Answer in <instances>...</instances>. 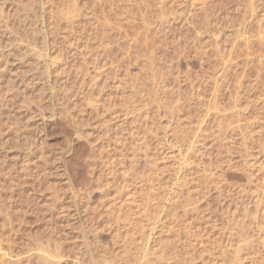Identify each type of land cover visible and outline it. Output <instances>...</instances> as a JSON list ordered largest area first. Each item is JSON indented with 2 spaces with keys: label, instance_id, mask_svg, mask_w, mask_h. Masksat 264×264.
Segmentation results:
<instances>
[{
  "label": "rangeland",
  "instance_id": "374dc122",
  "mask_svg": "<svg viewBox=\"0 0 264 264\" xmlns=\"http://www.w3.org/2000/svg\"><path fill=\"white\" fill-rule=\"evenodd\" d=\"M203 1L0 0V264H105V257L120 264H232L240 238L230 225L238 221L255 230L253 242L242 245L243 264H262L264 222L253 219L264 210V43L256 33L264 0H218L222 7L211 15ZM183 35L199 41L190 38L179 52ZM98 41L112 50L97 49ZM221 47L226 55L237 47L241 56L209 110L213 136L204 155L189 146L191 129L206 114L193 102V86L209 85L206 65L217 62ZM187 67L191 81L182 76ZM241 76L246 91L234 103ZM176 95L191 108L176 112L181 119L169 112ZM199 156L212 163L213 183L197 195L201 215H186L172 202L181 194L195 203ZM163 247V260L150 262Z\"/></svg>",
  "mask_w": 264,
  "mask_h": 264
},
{
  "label": "bare ground",
  "instance_id": "6f19581e",
  "mask_svg": "<svg viewBox=\"0 0 264 264\" xmlns=\"http://www.w3.org/2000/svg\"><path fill=\"white\" fill-rule=\"evenodd\" d=\"M164 1V0H163ZM218 0H204L203 1V4L204 5H201V6H203L202 7V9L204 10L205 9V11L209 14V12L211 11V10H218L219 8V4H221V3H219V4H217L218 2H217ZM220 1V0H219ZM159 3V2H158ZM167 3V2H166ZM202 3V2H201ZM222 3H224L223 1H222ZM162 5V4H161ZM163 7H164V5H162ZM221 7H222V4H221ZM220 7V8H221ZM162 8V7H161ZM164 9V8H163ZM224 9V8H223ZM167 10V9H166ZM227 10V9H226ZM162 11H164V10H162ZM212 11V12H213ZM92 12V11H91ZM205 12V13H206ZM211 12V13H212ZM216 12V11H215ZM95 13V12H94ZM168 13V12H167ZM204 13V14H205ZM206 13V14H207ZM219 13V12H218ZM205 14V15H206ZM217 14V13H216ZM92 15V14H91ZM205 15H204V18H205ZM209 15H211V14H209ZM209 15H207V18H205V20L207 21V20H209L210 18H209ZM215 15V14H214ZM262 15H264V14H262ZM261 15V16H262ZM127 16V15H126ZM192 16V15H191ZM228 17V16H227ZM203 18V17H202ZM262 18V17H261ZM120 20V19H119ZM199 20V19H198ZM258 20H260V19H258ZM264 20V16H263V18L260 20L261 22ZM118 21V20H117ZM191 21V20H190ZM205 21V22H206ZM209 21H211V20H209ZM209 21H207V25H206V27L209 25L208 23H209ZM73 22V21H72ZM198 22V21H197ZM264 22V21H263ZM263 22L260 24V31L259 32H257L256 31V33H258L257 35L260 37V39H261V41L264 43V31H262L261 30V28H262V26L264 25L263 24ZM200 23H202V22H200ZM212 23V22H211ZM105 24V23H104ZM119 25V24H118ZM200 25V24H199ZM198 25V26H199ZM93 27V26H92ZM210 27L208 26V29H209ZM264 28V27H263ZM102 29V28H101ZM106 29H108V28H106ZM112 29V28H111ZM100 30V29H99ZM120 30V29H119ZM190 30V29H189ZM211 30V29H210ZM259 30V29H258ZM264 30V29H263ZM79 31V30H78ZM115 31H117L116 30V28H115ZM84 32V31H83ZM99 32H101V30L99 31ZM188 32V31H187ZM82 33V32H81ZM92 33V32H91ZM100 34V33H98V32H95V34ZM109 33V32H108ZM80 34V33H79ZM94 34V35H95ZM191 34V33H190ZM195 34V33H194ZM81 35V34H80ZM83 35V34H82ZM109 35V34H108ZM192 35V34H191ZM190 35V38H192V40H193V42L195 43V42H197L198 43V41H199V37L198 36H191ZM197 35V34H196ZM99 36V35H98ZM101 36V35H100ZM100 36L98 37L99 39V41L101 40L100 39ZM152 36V35H151ZM184 37H183V41L185 42V44H184V46H183V48H181L182 49V51H179V52H185L186 51V49H184V47H188L189 45V43L188 42H190V38H189V35H183ZM230 36V35H229ZM97 36H95L94 37V39L96 38ZM182 37V36H181ZM101 38H102V40L104 39L103 38V36H101ZM107 38V37H106ZM153 38H155V37H153ZM179 38V37H178ZM216 38V37H215ZM85 39V38H84ZM108 39V38H107ZM150 39V38H149ZM152 39V38H151ZM181 39V38H180ZM182 40V39H181ZM197 40V41H196ZM212 40V39H211ZM235 40V39H234ZM98 41V42H99ZM135 41H136V39H135ZM182 41V42H183ZM216 40H214V42H215ZM218 41V40H217ZM233 41V40H232ZM231 41V42H232ZM76 42V41H75ZM148 42V41H147ZM152 42V41H151ZM213 42V43H214ZM84 43V42H83ZM95 43V42H94ZM110 43V42H109ZM111 43H113V41L111 42ZM110 43V44H111ZM132 43V42H131ZM142 43V42H141ZM218 43V42H217ZM238 43V42H237ZM120 44V43H119ZM179 44V43H178ZM86 45V44H85ZM98 45H100V47L101 48H103V50H107L108 48V45H107V47H104L103 45H102V42H99V43H97V49H98ZM102 45V46H101ZM131 45H133V44H131ZM200 45V44H199ZM203 45V44H202ZM213 45V44H212ZM215 45V44H214ZM229 45V44H228ZM233 45H234V43H233ZM232 45V46H233ZM106 46V45H105ZM111 46V45H110ZM181 46V45H180ZM209 46V45H208ZM236 46V45H235ZM238 46V45H237ZM83 47V46H82ZM95 47V46H94ZM99 47V48H100ZM133 47V46H132ZM141 47V46H140ZM148 47V46H147ZM198 47V46H197ZM100 48V49H101ZM179 48V47H178ZM224 47H221V51H219V54H218V58H217V62L215 63H213V61H211L210 62V65H206V67L208 66V68H206L204 65H202L204 68H206L207 70H206V72H205V74H208V76L206 75V78L210 81L209 82V85H210V87L209 88H207V87H202V88H200V87H198V88H196V87H194L193 86V89H197L196 91H195V97H194V101L193 102H195L196 103V105L198 104V105H200V106H196L195 104V106L196 107H201V106H204L205 105V115H202V117H201V115H200V113H199V116L201 117V119H200V121H199V126H197V127H195L196 128V130H195V128L192 130L191 129V131H193V140L190 142V144H189V146H191V147H194L195 148V152H200L201 154H204V152L202 153V151L201 150H203V148H207V147H209V145H211V144H207V142L205 141L206 140V138H208L209 137V133H210V135H212L211 134V132L212 131H210V132H208V130H207V128H206V126H208L207 125V122L209 121V119L210 118H212V116H214V115H212V114H210L209 112V110H211V109H213L214 107H216V105L219 103L218 102V100H219V98H221L220 96H221V94H223L222 93V91H223V89H224V84L226 85V83H225V81H226V77H227V75H229V73L232 71V66L234 65V63H232L233 61V58L234 59H236V58H238L239 56H241V55H238V53H237V47H235V48H232V49H230L229 51H228V55H226V54H224L225 53V51L223 52V49ZM228 48V47H227ZM250 48V47H249ZM90 49V48H89ZM110 49H111V47H110ZM110 49H108L107 51L108 52H110L109 50ZM180 49V50H181ZM203 49V48H202ZM216 48H214V50H215ZM226 49V48H225ZM93 50V49H92ZM95 50V49H94ZM112 50V49H111ZM217 50V49H216ZM238 50H239V47H238ZM147 51V50H146ZM95 52V51H94ZM96 52H98V51H96ZM148 52V51H147ZM215 52V51H214ZM260 52V51H259ZM129 53V52H128ZM151 53V52H150ZM200 53V52H199ZM217 53V52H216ZM248 53V52H247ZM90 54V53H89ZM100 54V53H99ZM242 54V53H241ZM245 55H246V53H244ZM249 54V53H248ZM95 55L97 56L98 54H96L95 53ZM128 55V54H127ZM126 55V56H127ZM149 56H150V61H154V56H151L150 54H148ZM154 55V54H153ZM217 55V54H216ZM96 56H94V58L96 57ZM128 56H130V55H128ZM206 56V55H205ZM146 57H147V55H146ZM246 57H248L247 55H246ZM250 57V56H249ZM248 57V58H249ZM92 58V57H91ZM128 58V57H127ZM148 58V57H147ZM188 58V57H187ZM136 59V58H135ZM148 59V60H149ZM95 60V59H94ZM99 60V59H98ZM98 60H96V63H97V61ZM128 60V59H127ZM147 59H146V62L148 61ZM156 60V59H155ZM194 60V59H193ZM207 60H208V58H207ZM135 61V60H134ZM206 61V60H205ZM133 62V61H132ZM149 62V61H148ZM155 62V61H154ZM153 62V63H154ZM206 62H209V61H206ZM131 63V62H130ZM150 63V62H149ZM148 63V64H149ZM189 63V62H188ZM200 63V62H199ZM203 63V62H202ZM259 63V62H258ZM95 64V63H94ZM152 64V63H151ZM190 64L193 66V65H197L196 64V62L195 61H191L190 60ZM189 64V65H190ZM208 64V63H207ZM233 64V65H232ZM250 64V63H249ZM261 64V63H260ZM259 64V65H260ZM98 65V64H97ZM153 65V67H155L154 66V64H152ZM236 65V64H235ZM241 65V64H240ZM99 66V65H98ZM150 67H151V65H149ZM105 67V66H104ZM152 67V68H153ZM157 67V66H156ZM195 67V66H194ZM248 67V66H247ZM256 67V66H255ZM259 67V66H258ZM258 67H257V69H258ZM99 68V67H98ZM149 68V67H148ZM158 68V67H157ZM161 68V67H160ZM192 68L193 67H187V69L185 70V72H184V75H182V76H184L185 77V79H187V80H192V79H190V78H193L192 76H195V73L193 72V70H192ZM238 68V67H237ZM263 68V67H262ZM256 69V68H255ZM260 69V68H259ZM258 69V70H259ZM146 70V69H145ZM150 70V69H149ZM175 70V69H174ZM184 70V69H183ZM204 70V69H203ZM157 71V70H156ZM160 71V70H159ZM159 71H157V72H159ZM243 71V70H242ZM257 71V70H256ZM150 72V71H149ZM153 72H155V70L153 69ZM153 72H152V74H153ZM157 72H155V73H157ZM196 72H197V69H196ZM198 72H200L199 70H198ZM202 72V71H201ZM204 72V71H203ZM259 72H260V70H259ZM141 73V72H140ZM154 73V74H155ZM161 73V72H160ZM162 73H164V72H162ZM242 74H244V73H242ZM246 74V73H245ZM162 75V74H161ZM248 75V74H247ZM260 74H258V76H259ZM158 77L160 76V74L159 75H157ZM197 76H198V74H197ZM201 76V75H200ZM245 76V75H244ZM243 76V77H244ZM156 77V74H155V76H154V78ZM161 77V76H160ZM159 77V78H160ZM140 78V77H139ZM157 78V77H156ZM175 78V77H174ZM228 78V77H227ZM180 79H182V78H180ZM194 79V78H193ZM243 78H242V76H241V79H239L238 80V82H237V80H236V82H237V91H236V96H234L235 97V102L234 103H239V101H240V99H241V97L242 96H244V92L243 91H246V89L244 90L243 89V82H244V80H242ZM156 80H158V78L157 79H155V82H156ZM184 80V79H183ZM194 81V80H193ZM207 81V80H206ZM227 81H228V79H227ZM183 82V81H182ZM195 82H196V80H195ZM154 83V82H153ZM158 83V82H157ZM157 83H156V85H157ZM257 83V82H256ZM246 84V83H245ZM244 84V85H245ZM165 86H166V84H164ZM235 85V86H236ZM163 86V85H162ZM164 86V87H165ZM172 86V85H171ZM226 87H227V85H226ZM232 87V86H231ZM135 88V87H134ZM146 88V87H145ZM151 88V87H150ZM166 88H167V86H166ZM166 88H163V91H164V93L166 94ZM139 89V88H138ZM137 89V91H139ZM142 89V88H141ZM191 89V88H190ZM146 90V89H145ZM149 90V89H148ZM151 90V89H150ZM149 90V91H150ZM158 90V89H157ZM208 90H210L209 92H211L210 93V96H209V98H207V100H205L206 98V96H205V94H203V93H205L206 91H208ZM225 90V89H224ZM231 90H233V89H231ZM235 90H236V87H235ZM134 91V90H133ZM147 91V90H146ZM154 92H155V90H153ZM153 91H152V94H153ZM175 91V90H174ZM248 91V90H247ZM136 92V91H135ZM157 92H159V91H157ZM169 92V91H168ZM170 92H172V90H170ZM177 92V91H176ZM176 92H173L174 94H178V93H176ZM150 94H151V91L149 92ZM156 93V92H155ZM154 93V94H155ZM180 93V92H179ZM182 93V92H181ZM131 94V93H130ZM137 94H138V92H137ZM149 94V95H150ZM171 94V93H170ZM183 94V93H182ZM235 94V93H234ZM246 94H247V92H246ZM133 95V94H132ZM135 95H136V93H135ZM139 95H140V92H139ZM145 95V94H144ZM149 95H148V97H149ZM157 95V94H156ZM164 95V94H163ZM171 95H173V94H171ZM179 95V94H178ZM178 95H176V98H174V99H176V100H174L173 99V97H175L174 95H173V97H172V99L174 100V101H172V102H174L173 103V106H171L172 104H169L170 106H171V110L169 111V112H171V114L173 113L174 115L176 114V112H178V111H180V114H181V111H183L182 109H187L188 108V106L186 105V107L185 108H183L185 105V103L187 102V101H185V103L183 104V102L184 101H182L183 100V98H180V97H182L181 95H180V97L179 98H177L178 97ZM188 95V94H187ZM137 96V95H136ZM140 97V99H141V97H145V96H139ZM153 97V96H152ZM152 97H150V100L153 102V103H155L154 102V100L152 99ZM156 98H159V96L157 97V96H155ZM167 97V96H166ZM170 97V96H169ZM187 97V96H186ZM193 97V96H192ZM191 97V98H192ZM136 98H138V97H136ZM165 98V97H164ZM163 98V99H164ZM168 98V97H167ZM162 99V100H163ZM182 99V100H181ZM188 99V98H187ZM250 99V98H249ZM137 100V102L138 101H143L142 99L141 100H139V99H136ZM147 100V99H146ZM145 100V101H146ZM148 100H149V98H148ZM161 100V99H160ZM162 100L160 101V102H158V103H161L162 102ZM167 99H165L164 101L165 102H168V101H166ZM185 100H186V98H185ZM223 100V99H222ZM190 101H191V99H190ZM123 103H124V101H123ZM143 103H146V102H143ZM157 103V102H156ZM169 103H171V102H169ZM188 103V102H187ZM186 103V104H187ZM191 102H189V104H190ZM233 103V104H234ZM164 104V107H165V105L167 104H165L164 102L161 104V105H163ZM188 104V105H189ZM147 104H145L144 106H146ZM150 105H154V104H150ZM168 105V106H169ZM182 105H184V106H182ZM97 106V105H96ZM158 106V109L159 108H161V107H163V106H160V104L159 105H157ZM169 106V107H170ZM182 106V107H181ZM191 106V105H190ZM235 106H236V104H235ZM156 107V106H155ZM168 107V108H169ZM195 107V108H196ZM245 107V106H244ZM166 108V107H165ZM202 108V107H201ZM97 109V108H96ZM148 109V108H147ZM188 109H190L191 110V108H188ZM199 109V108H198ZM109 110H110V107H109ZM196 110V109H195ZM97 111V110H96ZM184 111H186V110H184ZM240 111V110H239ZM187 113H188V110L186 111ZM190 112V111H189ZM235 112V111H234ZM238 112V111H237ZM122 113V112H121ZM153 113V112H152ZM216 113V112H215ZM240 113V112H239ZM171 114H170V116H171ZM178 114H179V112H178ZM179 114V115H180ZM182 114H186V113H182ZM188 114H190V113H188ZM201 114H204V113H201ZM117 115V114H116ZM167 115V114H166ZM173 115V116H174ZM177 115V114H176ZM212 115V116H211ZM242 115V114H241ZM241 115H238V119H237V121L239 120L240 121V119H239V117L241 116ZM178 116V115H177ZM181 116V115H180ZM188 115L186 114V116H185V118L187 117ZM191 116V115H190ZM231 117V116H230ZM242 117V116H241ZM178 119H181V118H179V116L177 117ZM188 118V117H187ZM154 119H155V117H154ZM153 119V120H154ZM178 119H175L174 118V120L176 121V120H178ZM182 119H184L183 117H182ZM223 118L222 117H220V120H222ZM235 119V120H236ZM151 120V119H150ZM152 120V121H153ZM199 120V119H198ZM208 120V121H207ZM213 120V119H212ZM225 120H227V119H225ZM224 120V121H225ZM231 120V119H230ZM181 121H184V120H181ZM217 121V120H216ZM215 121V122H216ZM224 121H222L223 123H224ZM238 121V122H239ZM140 122V121H139ZM151 122V121H150ZM178 122H179V120H178ZM210 122V121H209ZM213 122V121H212ZM214 122V123H215ZM221 122V121H220ZM219 122V123H220ZM226 122V121H225ZM229 122H231V121H229ZM241 122H243L242 120H241ZM197 123V122H196ZM223 123H221V125L223 124ZM147 124V123H146ZM213 124V123H212ZM225 124V123H224ZM230 124V126L231 125H233V124H231V123H229ZM236 124V123H235ZM243 123H240L239 122V125L241 126ZM245 124V123H244ZM220 125V126H221ZM152 126V125H151ZM157 126H158V124H157ZM178 126V125H177ZM189 126V125H188ZM214 126V125H213ZM219 126V127H220ZM224 126H226V125H224ZM227 126H228V122H227ZM235 126V125H234ZM236 126H237V124H236ZM235 126V127H236ZM240 126H238V128L240 127ZM243 126V125H242ZM241 126V127H242ZM249 127V124L247 123L246 124V128H248ZM166 127V126H165ZM164 127V128H165ZM180 127H181V125H180ZM211 127V126H210ZM209 127V128H210ZM217 127V126H216ZM240 127V128H241ZM243 127H245V126H243ZM148 128H150V127H148ZM156 128V127H155ZM179 128V127H178ZM177 128V129H178ZM182 128V127H181ZM208 128V129H209ZM222 128V127H221ZM228 128V127H227ZM226 128V129H227ZM231 128H233L234 129V127H231ZM245 128V129H246ZM180 129V128H179ZM151 130V129H150ZM163 130V129H162ZM167 130V129H166ZM172 130V129H171ZM174 130H176V127H174ZM183 130V129H182ZM209 130H211V128L209 129ZM152 131V130H151ZM180 131V130H179ZM185 131H187V129H185ZM189 131H190V129H189ZM155 132V131H154ZM166 132V131H165ZM172 132V131H171ZM170 132V133H171ZM175 132H177V131H175ZM137 133V132H136ZM152 133V132H151ZM178 133H181V132H178ZM185 132H183V134H184ZM190 132H186V134L185 135H183V134H181V136H180V138H181V140L184 142L185 140V137H187V134H189ZM213 133V132H212ZM129 134V133H128ZM158 134V133H157ZM161 134V133H160ZM159 134V135H160ZM173 134V133H172ZM162 135V134H161ZM175 135V134H174ZM190 135V134H189ZM188 135V136H189ZM163 136V135H162ZM178 136V135H177ZM213 136V135H212ZM115 137V136H114ZM148 137V136H147ZM155 137V136H154ZM153 137V138H154ZM166 137V136H165ZM184 137V138H183ZM141 138V137H140ZM156 138V137H155ZM189 138H192V137H189ZM111 139V138H110ZM188 138H186V140H187ZM190 140V139H189ZM188 141V140H187ZM212 141V140H211ZM119 142V141H118ZM127 142V141H126ZM156 142V141H155ZM159 142V141H158ZM110 143V142H109ZM187 143V142H186ZM124 144V143H123ZM155 144V143H154ZM185 144V143H184ZM110 145V144H109ZM188 145V144H187ZM140 146V145H139ZM115 148V147H114ZM193 148V149H194ZM210 148V147H209ZM208 148V149H209ZM151 149V148H150ZM212 150H213V147L211 148ZM210 149V150H211ZM140 150V149H139ZM145 150V149H144ZM205 150V149H204ZM210 150H207V153H208V151H210ZM147 151V150H146ZM134 152V151H133ZM191 152V151H190ZM211 152H213V151H211ZM136 153V152H135ZM158 153V152H157ZM196 153V154H197ZM207 153H206V156H207ZM124 154V153H123ZM143 154H146V153H143ZM195 155V154H194ZM205 155V154H204ZM210 155V154H209ZM136 157H137V154L135 155ZM138 156H140V155H138ZM146 156H147V154H146ZM201 156H203V155H201ZM205 156V157H206ZM120 157V156H119ZM134 157V156H133ZM141 157V156H140ZM139 157V158H140ZM144 157H145V155H144ZM197 157V156H196ZM132 158V157H131ZM135 158V157H134ZM139 158H137L138 160H139V162H140V159ZM142 158V157H141ZM136 159V160H137ZM147 159H148V157H147ZM209 159H211V158H209ZM135 160V159H134ZM190 160H192V159H190ZM189 160V161H190ZM195 160H197L196 162H198V160H199V163H198V165H203L202 167H204V169H203V171H202V173L201 174H199L198 173V170H199V167L197 168L198 170H197V174H195V172H196V170H195V166H194V170H195V172H194V170L192 169L191 170V172L190 173H192V171H193V175L195 174L196 176H195V178H196V180H195V178H194V180H195V182L194 183H197V190H196V194H195V197L194 198H196V199H194L195 200V203H193V200L191 201V199L192 198H190V196H192V195H188L189 197H183V196H181V194H179V196H177V194H176V196L175 197H177V198H175L174 199V201L172 202V205H173V209H177L178 207H181L182 206V210L184 211V214H188L189 213V211L191 212H194V213H199L200 212V215H201V211L200 210H202V209H200V206H199V203L201 202V198L199 197V196H203L206 192H207V190L209 189V187H210V185H212V183H213V169H211L212 167H210L211 166V164H205L203 161L201 162V160H203L202 158H200V156L196 159L195 158ZM121 161V160H120ZM187 161H188V159H187ZM188 161V162H189ZM206 161V160H205ZM130 162V161H129ZM136 163H137V161H135ZM116 163V162H115ZM146 163V162H145ZM195 163V162H194ZM204 163V164H203ZM112 164V163H111ZM132 164H134V165H136L135 163H133V160H132ZM193 166V165H192ZM137 167V166H136ZM190 167H191V165H190ZM191 168H193V167H191ZM201 169V168H200ZM138 170V169H137ZM134 171V170H133ZM200 171V170H199ZM132 175V174H131ZM187 175V174H186ZM6 176V175H5ZM137 176V175H136ZM190 176V175H189ZM188 176V177H189ZM8 177V176H7ZM22 177V176H21ZM147 177V176H146ZM115 178V177H114ZM186 178V177H185ZM184 177H183V179H185ZM193 178V177H192ZM9 179V178H8ZM182 179V178H181ZM10 180V179H9ZM136 180V179H135ZM12 181V180H11ZM191 181V180H190ZM152 182V181H151ZM182 182V181H181ZM185 182V181H184ZM211 182V184H209ZM186 183V182H185ZM190 183H192V182H190ZM187 185V184H186ZM192 190H194V189H192ZM195 191V190H194ZM210 191V190H209ZM190 194V193H189ZM182 195H183V193H182ZM186 195V194H185ZM197 195H199V196H197ZM206 196V195H205ZM209 196V195H208ZM204 197V196H203ZM244 197V196H243ZM207 198V197H206ZM209 198V197H208ZM171 199V198H170ZM172 200H173V198H172ZM198 201H200V202H198ZM204 201H205V199H204ZM257 201V200H256ZM209 202V201H208ZM260 202L261 201H258V204H257V206L259 207L260 206ZM205 203V202H204ZM207 203V202H206ZM191 204H192V206H191ZM194 204V205H193ZM202 204V203H201ZM200 204V205H201ZM209 204V203H208ZM255 204V203H254ZM171 205V206H172ZM200 209V210H199ZM262 209V208H261ZM260 209V210H261ZM210 210V209H209ZM211 210H212V207H211ZM172 212V211H171ZM235 212V211H234ZM192 214V213H191ZM203 214V213H202ZM250 214V213H249ZM248 215V214H247ZM184 217V216H183ZM193 217V216H192ZM202 217V216H201ZM232 217V216H231ZM256 217V218H255ZM180 218V217H179ZM193 218H195L196 220L195 221H197L198 219L197 218H199V215H198V217H197V215H195ZM258 218H260L261 219V221L262 222H264V210L262 211V214H261V217L259 216H254V219L253 220H256V221H254V222H257V220H258ZM238 220V219H237ZM199 221V220H198ZM242 221V220H241ZM205 222V221H204ZM244 222V221H243ZM243 222L242 223H240V221H238V222H235V223H233V224H231L230 225V233H231V235H233L234 237H236V236H239V238H240V240L238 241V243H237V248H235L236 250L234 251V253H232L231 254V256L233 257V260H234V262L232 263V264H243V262H242V255L240 254V251L243 249V246L242 245H245V247L244 248H246L247 247V245H248V243H250V242H253L252 240H254L253 239V236L255 235V230H253V231H250V229H248V228H246V226L247 227H249V226H251V225H249L248 223H245L246 224V226H244L245 224H243ZM253 222V221H252ZM194 222H189V220L187 221V222H185V224H186V227H192V224H193ZM185 224L183 223V225H184V227H185ZM248 224V225H247ZM180 225V224H179ZM194 225V224H193ZM229 225V224H228ZM196 226V225H195ZM183 227V228H184ZM185 227V228H186ZM194 227V226H193ZM249 228H252V227H249ZM189 229H191V228H189ZM189 229H187V230H189ZM261 229V228H260ZM183 231V230H182ZM194 232H195V230H194ZM206 232V231H205ZM258 232V231H257ZM208 234V233H207ZM230 236V235H229ZM251 237V238H250ZM231 239V238H230ZM231 241V240H230ZM230 243V242H229ZM264 244V243H263ZM250 245V244H249ZM253 244H251V246H252ZM264 246V245H263ZM168 248V247H167ZM167 248H165V247H163V248H161V251H160V253L161 254H158V253H152L151 252V254L149 253L148 254V256L149 255H151V257H149L148 258V260L150 261V262H156V261H162L163 260V257H165V254H167ZM223 248V247H222ZM228 249V248H227ZM230 251V250H229ZM149 252V251H148ZM147 252V253H148ZM155 252V251H154ZM226 252V251H225ZM229 253H231V252H229ZM263 254H264V252H263ZM244 259V258H243ZM262 259L263 260H261V262H262V264H264V255H263V257H262ZM252 260H254V258L252 259ZM257 260V259H256ZM104 261H105V264H120V263H111V261L109 260V259H107V257H105L104 258ZM257 263V262H256ZM261 264V263H260Z\"/></svg>",
  "mask_w": 264,
  "mask_h": 264
}]
</instances>
